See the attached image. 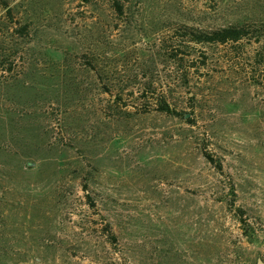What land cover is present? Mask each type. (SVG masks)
<instances>
[{"label": "rangeland", "instance_id": "1", "mask_svg": "<svg viewBox=\"0 0 264 264\" xmlns=\"http://www.w3.org/2000/svg\"><path fill=\"white\" fill-rule=\"evenodd\" d=\"M117 1L0 0V264L264 261V0Z\"/></svg>", "mask_w": 264, "mask_h": 264}, {"label": "trees", "instance_id": "2", "mask_svg": "<svg viewBox=\"0 0 264 264\" xmlns=\"http://www.w3.org/2000/svg\"><path fill=\"white\" fill-rule=\"evenodd\" d=\"M116 4V8L119 10V12H122V6L120 5V2L117 0H114ZM9 11H13L9 9ZM28 27L24 26L22 30H27ZM178 33L176 36H174L172 39L178 40H184L187 43H191L197 46H206V45H225L229 43H239L245 39L251 40V39H258L257 36L251 35L250 29L246 26H232L229 28H224L220 30H215L211 32L202 31L199 29L189 28V27H183L181 29H177ZM180 34V35H178ZM178 48H175V50H172L171 54L173 57V60L178 61ZM183 60V59H182ZM9 71V69H7ZM159 111L163 113L168 114H176L173 109L168 105L167 101H161ZM208 160L212 163H216L215 159L210 156L209 154L206 155ZM221 170V165H218ZM239 212H242L241 209H239ZM239 222L241 223V226L244 227L246 230L247 227H249L250 223L247 219L244 218L243 213L239 215ZM246 236L248 235L247 231ZM114 240L116 237H114Z\"/></svg>", "mask_w": 264, "mask_h": 264}, {"label": "water", "instance_id": "3", "mask_svg": "<svg viewBox=\"0 0 264 264\" xmlns=\"http://www.w3.org/2000/svg\"><path fill=\"white\" fill-rule=\"evenodd\" d=\"M257 264H264V261L262 259H259Z\"/></svg>", "mask_w": 264, "mask_h": 264}]
</instances>
